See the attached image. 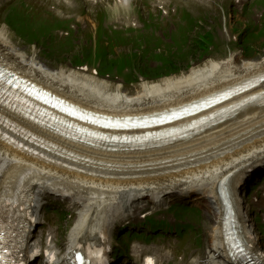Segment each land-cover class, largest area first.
<instances>
[{
    "label": "bare ground",
    "instance_id": "bare-ground-1",
    "mask_svg": "<svg viewBox=\"0 0 264 264\" xmlns=\"http://www.w3.org/2000/svg\"><path fill=\"white\" fill-rule=\"evenodd\" d=\"M6 31L0 26V60L6 61L21 75L50 88L69 102L94 110V106H99L100 111L107 113L162 110L171 104L225 88L234 82L238 83L264 69V56L260 61H246L240 65H235V61L231 59L219 62L207 60L200 66L190 68L187 73L144 83L134 95L129 96L123 94L122 85L111 88V84L102 78L74 71L49 72L37 66L34 59L25 60L22 54L8 45ZM261 87L264 88V84ZM255 90L250 89L242 96L256 93ZM10 116L75 155L54 149L44 150L33 144L35 149L45 154L44 158L37 154H28L21 148L0 140V189L6 185L12 189L21 185L20 176L26 173L27 201L32 203V209L36 213L39 197L42 198L47 190L72 198L73 206L80 205V211L77 215L79 219L70 231V238L78 242L91 240L104 232L103 210L107 209L117 194L131 203L143 196L157 197L172 190L198 192L214 198L215 204L220 208L217 188L221 178L228 177L226 181L231 178V188L234 190L239 179L242 180L246 174L255 173L254 168L257 166L264 167V138L260 137L248 149L238 143L246 145L253 140L242 137L249 134L238 127L264 128V106L245 107L232 119L171 145L144 149L118 148L115 151L73 143L55 135L49 129L38 128L19 117ZM11 134L23 141L19 134ZM256 135L264 136V131L257 132ZM185 145L187 149H183ZM244 151L247 154L242 157ZM49 159L67 162L74 167L65 169L48 162ZM140 164L143 165V176L146 180L123 177L134 174L133 170ZM236 168L239 170H233ZM33 182L36 184L33 185ZM207 206L209 208L208 204ZM238 220L246 223L243 215ZM243 234L247 235L248 231L243 229ZM242 237L244 239L243 235ZM224 241L219 221L211 238L212 254L209 262L215 260L216 254L222 259L227 258ZM248 241L255 247L254 240Z\"/></svg>",
    "mask_w": 264,
    "mask_h": 264
},
{
    "label": "rangeland",
    "instance_id": "rangeland-1",
    "mask_svg": "<svg viewBox=\"0 0 264 264\" xmlns=\"http://www.w3.org/2000/svg\"><path fill=\"white\" fill-rule=\"evenodd\" d=\"M165 3H171V6L177 7V9H187V8H189L190 5H194L195 6L196 0H162L161 4L164 5ZM205 4L208 5V9L210 10V12L205 16V18L203 19L202 23L199 25V27L197 29L198 30V34H207L208 32H210V33L212 32L214 35H216L218 37V46L215 47L212 50L211 56H209V57L212 58V56H214L215 58H218V59H224V58L233 56V54H231L228 51V49L226 48L227 47V42L230 40L228 35H227V31L231 27H233L235 25L230 23L229 21H227L225 18H223L222 17V12H221V8L227 9L229 11V9H230L229 4L227 3L226 0H206ZM152 5H154V3ZM39 6H42V8L40 9ZM155 9H156V7H151L150 5L147 6L143 10V18L147 20L149 18L148 17V13L150 15H152L153 17H155V13H158ZM263 9H264L263 7H256L254 9H249L247 11V14H246V19L248 21H252V20L257 19L256 13H259V12L263 11ZM236 12H237V16H239L240 15V10L236 9ZM33 13H38L39 15H42L45 18H48V19L50 18L48 7L44 4V2H40L36 6V8L33 11ZM128 17H130V15L127 12H122V13H119V14H117L115 16V20L120 22V23H124ZM178 17L182 21V24H186V23L190 22V20L192 19V16L189 13L184 12V11L180 12L178 14ZM240 18H242L241 15H240ZM165 20H166V18H165ZM167 22L168 21H164L162 19V20H160V25L163 26ZM179 25L180 24H175V25L172 24V26H179ZM151 30L153 31V30H158V29L153 28ZM82 32L83 31L78 32V35L80 36L82 34ZM14 34L19 36L20 38H22L25 41L28 40V38L26 37L24 32L22 30H20V29H14ZM167 35H168L169 42H173V43L177 42V40L179 38H182L184 36L181 30L178 33L177 32H172L170 30ZM197 38H198V35L196 34L192 38V41L193 40L196 41ZM13 39H14V41H18L17 38H13ZM161 45L165 46L166 43L162 42ZM255 48H256V53H253L252 57L253 58H257V57L260 56L258 58V59H260L264 55V52H263V50H264V41H262ZM25 50L28 51V52L29 51L32 52L31 58L29 60H33V59L35 60V58H33L34 57L33 56L34 55L33 51H31V49H29V47H26ZM237 52L238 51H236V53ZM205 58H207V57H205V56L198 57V56L194 55L193 62L201 64L205 60ZM235 58H236V62L238 63V59L240 58V55L238 54ZM24 59L27 60L26 58H24ZM38 61H40L42 64H45L46 66H49L50 70H52V71H59V70H64V71H67V72L74 71L76 73H81V74H86V73L92 71V69H89L88 71L82 73L83 71L80 72L79 69L74 68V66H72L71 62L64 63L63 65L62 64L56 65L55 63L54 64L46 63L43 59H39V58H38ZM81 64L85 65L83 63H81ZM82 65H80L79 67H81ZM177 66L180 67V73H177L179 75V74H181L183 72H187L189 70V68L193 66V64H191L189 62H180ZM129 67H132V63L129 65ZM171 76H174V75L171 74ZM169 77H170V75H169ZM102 79H103V77H102ZM160 79H162V78H160ZM159 80H156V81H159ZM109 83L111 84V88H115L117 86V85L112 84L111 82H109ZM138 87H139V85L137 86L136 89H131V92L134 93L138 89ZM231 123H234V122H230V124ZM238 129L241 130L242 132H247L249 134L247 136H242V137H245L247 140L253 139L251 142H248L246 145H244L245 143L243 144L241 142H238L239 145L241 147H243L244 149H248L250 147H253V144L256 143L259 140L260 137L264 138V136L256 135L257 132L264 131L263 127L256 128V126H245V127H238ZM183 149H187V146L186 145L183 146ZM246 154H247V151H244V153L242 154V157L245 156ZM117 184L121 185V183H117ZM47 212H49V211H47ZM68 224L72 225V223H70V222ZM206 228L208 229V226H206Z\"/></svg>",
    "mask_w": 264,
    "mask_h": 264
},
{
    "label": "snow or ice",
    "instance_id": "snow-or-ice-1",
    "mask_svg": "<svg viewBox=\"0 0 264 264\" xmlns=\"http://www.w3.org/2000/svg\"><path fill=\"white\" fill-rule=\"evenodd\" d=\"M260 79H264V75H262V76L260 77ZM73 114H74V113H73ZM82 118H83V117H82ZM229 244H230V247H231L232 249H234V251H235L236 254H239V255H241V256L246 255L244 248L241 247L240 244L236 243L234 238H233V240L229 241ZM76 259H77L78 261H81V262H82V259H83V258L80 257L79 254H77V255H76ZM147 264H152L150 258L148 259Z\"/></svg>",
    "mask_w": 264,
    "mask_h": 264
}]
</instances>
